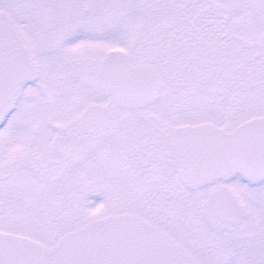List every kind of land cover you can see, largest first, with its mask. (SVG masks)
Instances as JSON below:
<instances>
[{"label":"snow or ice","instance_id":"6c2138e0","mask_svg":"<svg viewBox=\"0 0 264 264\" xmlns=\"http://www.w3.org/2000/svg\"><path fill=\"white\" fill-rule=\"evenodd\" d=\"M0 264H264V0H0Z\"/></svg>","mask_w":264,"mask_h":264}]
</instances>
